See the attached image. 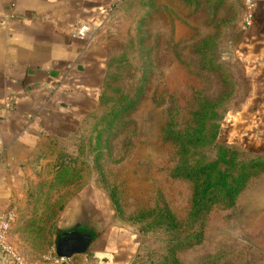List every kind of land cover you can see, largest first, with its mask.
Instances as JSON below:
<instances>
[{"label": "rangeland", "instance_id": "obj_1", "mask_svg": "<svg viewBox=\"0 0 264 264\" xmlns=\"http://www.w3.org/2000/svg\"><path fill=\"white\" fill-rule=\"evenodd\" d=\"M243 14V0H124L110 12L108 71L98 109L72 140L70 163L48 167L30 197L18 229L27 259L55 254L59 227L75 216L68 204L85 185L87 192L100 193L109 224L135 235L130 264H159L171 241L195 235L200 240L175 251L178 264H264V171L253 174L234 207H213L190 222L192 184L171 177L182 155L164 137L168 128L189 130L203 99L216 107L206 121L205 142L242 158H264V142L240 140L228 128V116L246 97L232 52ZM205 38L216 42L220 70L200 67L195 48ZM206 151L213 159V150ZM162 203L175 218L174 230L148 226ZM71 258L68 264H79Z\"/></svg>", "mask_w": 264, "mask_h": 264}, {"label": "crops", "instance_id": "obj_2", "mask_svg": "<svg viewBox=\"0 0 264 264\" xmlns=\"http://www.w3.org/2000/svg\"><path fill=\"white\" fill-rule=\"evenodd\" d=\"M252 1V25L244 29L241 23L232 51L246 97L228 116V128L240 140L260 144L264 0ZM110 16L109 0H0V209L16 216L9 241L22 255L18 229L40 177L58 162L70 163L72 140L98 109L108 68ZM84 23L90 34L82 41L75 34ZM84 186L67 210L80 215L84 208L101 232L85 254L71 257L79 264H130L135 235L109 224L100 193Z\"/></svg>", "mask_w": 264, "mask_h": 264}, {"label": "trees", "instance_id": "obj_3", "mask_svg": "<svg viewBox=\"0 0 264 264\" xmlns=\"http://www.w3.org/2000/svg\"><path fill=\"white\" fill-rule=\"evenodd\" d=\"M215 50L216 42L212 38H205L197 44L195 52L200 57L201 69L207 71L221 69L216 63ZM141 95L140 91L132 99L133 104L138 102ZM131 108L132 106L128 105L120 112ZM215 108L214 104L201 99L198 110L191 114L192 127L189 130L175 132L172 128H168L164 133L165 139L175 143L182 155L180 163L172 170L171 177L188 180L192 184L193 191L188 212L190 222L205 217L213 207L220 206L224 209L234 207L253 174L264 171V158H242L236 152L203 140L207 118ZM208 148L214 152L213 159L207 157ZM197 156L204 158L196 159ZM152 214L153 219L148 223L150 228L162 226L170 230L176 229L175 218L164 203ZM198 237L199 235H195L185 240L171 241L173 244L168 250V255L162 258L159 264H178L175 251L191 247L194 244L192 242Z\"/></svg>", "mask_w": 264, "mask_h": 264}, {"label": "built area", "instance_id": "obj_4", "mask_svg": "<svg viewBox=\"0 0 264 264\" xmlns=\"http://www.w3.org/2000/svg\"><path fill=\"white\" fill-rule=\"evenodd\" d=\"M124 0H109V12L115 10ZM254 2L252 0L244 1V14L242 18V27L249 28L253 22ZM90 34V27L87 24H81L76 30V37L79 40H86ZM16 216L11 210L0 209V264H68L69 258L58 257L55 254L44 257L41 260H29L22 255L9 241L11 228L15 223Z\"/></svg>", "mask_w": 264, "mask_h": 264}, {"label": "water", "instance_id": "obj_5", "mask_svg": "<svg viewBox=\"0 0 264 264\" xmlns=\"http://www.w3.org/2000/svg\"><path fill=\"white\" fill-rule=\"evenodd\" d=\"M80 215H75L71 223L59 227L61 234L55 238V253L58 257L71 258L73 255L85 254L94 241V236L101 232L96 224H92L88 215L83 212ZM78 225L89 228L90 231L81 232L77 229Z\"/></svg>", "mask_w": 264, "mask_h": 264}, {"label": "flooded vegetation", "instance_id": "obj_6", "mask_svg": "<svg viewBox=\"0 0 264 264\" xmlns=\"http://www.w3.org/2000/svg\"><path fill=\"white\" fill-rule=\"evenodd\" d=\"M77 229H78L79 231H81V232H89V231H90L89 228L83 227V226H81V225H78V226H77ZM63 233H64V232H63ZM59 234H61V233H59Z\"/></svg>", "mask_w": 264, "mask_h": 264}]
</instances>
